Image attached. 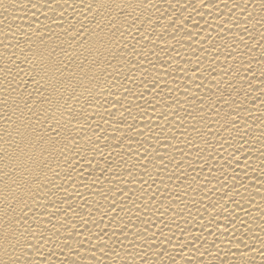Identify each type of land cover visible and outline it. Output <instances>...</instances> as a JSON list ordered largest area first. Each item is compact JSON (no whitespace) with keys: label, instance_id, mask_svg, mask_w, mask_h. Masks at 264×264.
<instances>
[{"label":"bare ground","instance_id":"bare-ground-1","mask_svg":"<svg viewBox=\"0 0 264 264\" xmlns=\"http://www.w3.org/2000/svg\"><path fill=\"white\" fill-rule=\"evenodd\" d=\"M0 264H264V0H0Z\"/></svg>","mask_w":264,"mask_h":264}]
</instances>
